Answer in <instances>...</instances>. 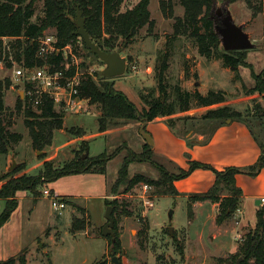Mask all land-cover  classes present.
I'll return each instance as SVG.
<instances>
[{"label": "rangeland", "instance_id": "rangeland-1", "mask_svg": "<svg viewBox=\"0 0 264 264\" xmlns=\"http://www.w3.org/2000/svg\"><path fill=\"white\" fill-rule=\"evenodd\" d=\"M138 1L124 0L121 12L131 9ZM160 1L149 0L148 10L155 22L152 33L149 34L144 27L138 31L133 43L124 47L121 57L126 60L125 74L112 81L113 89L125 94L138 112H142L147 109V102L161 95L158 74L164 55H167L163 86L166 103L173 102L174 114L169 118L159 117L146 126L144 133L150 135L154 142L152 162L131 164L128 178L144 175L155 180L159 176V165L176 175L179 170H188L191 162H197L217 172L235 168L245 176L244 190L261 191L260 184L254 179L262 178L257 177L259 169L256 165L259 155L264 153L260 148V145L264 147V119H260L258 111L264 107V93L254 91V76L259 75L264 81V0H234L233 3L214 0L212 14L215 26L221 27L217 14L226 8L233 22L243 27L254 46L246 53V66L239 67L236 73L226 68L221 60H207L199 56L191 40L185 37L170 39L174 20L163 17ZM260 7L262 10L258 12ZM33 9L31 21L40 23L44 18L43 0L35 2ZM173 16H183V8L178 1L173 3ZM55 34L52 28L45 30L38 44L47 37L56 43ZM168 37L171 42L166 46ZM25 42V39H0V81L11 82L3 99L6 111L12 113L9 131L22 137L19 144L13 146L12 152L19 166H25L14 177L41 175L45 161L54 168H61L77 156L86 160L88 156L95 157L103 152L111 155L123 143L136 153L141 151L145 142L138 121H119L100 134L98 107L89 104L86 99L82 100L78 112L63 113V129L54 130L51 143L35 151L24 125V115L28 107L36 117L40 115L32 102L37 94L32 90L31 97L28 96L24 79L14 74L21 66L18 57ZM66 47L63 52L64 66L78 71L80 76H89L97 84L104 64L84 48L79 38ZM219 49L225 52L221 46ZM208 91L222 92L225 97L222 105L210 110L226 107L229 113L238 112L239 119L245 122H237V118L219 120L226 123L223 125L205 119L209 109L200 108L195 100L188 101L187 98L184 99L189 110L183 112L185 105L176 99L177 92L205 95ZM162 100L165 101V97L162 96ZM17 101L22 102L21 111L15 110ZM55 112L62 111L55 108ZM31 120L42 121L37 118ZM238 126L246 130L247 137H235L234 128ZM196 134L202 136L201 143L196 141L199 139ZM83 142L88 145L86 158ZM236 146H240L241 150L234 149ZM125 155L126 150H121L108 162L102 174L67 176L51 184L41 178L37 188L39 195L35 198L29 191L19 192L18 213L0 236V260H7L26 250V264H113L111 254L120 264H219L220 260L226 264L237 263L244 236L254 228L256 210L262 206L256 205L255 200L244 201L231 218L218 223V205L209 201H190V196L207 192L214 183L213 171L206 168L195 169L187 177L176 181V197H157L152 187L142 183L127 191L125 186H119L113 193L111 188ZM10 156H0V178L6 173ZM253 169L256 174L250 175ZM45 189L69 199L65 209L53 210L51 199L42 194ZM225 194L221 193L220 197ZM104 197L119 206L111 213L114 220L112 232L118 245L111 244L110 237L102 235L107 209ZM144 199L153 201V207H146ZM76 204L86 209L87 225L83 231L71 233L73 218H81V214L73 210L72 205ZM3 208L4 202L0 200V213ZM170 211L171 220L168 216ZM168 228H172V235Z\"/></svg>", "mask_w": 264, "mask_h": 264}, {"label": "trees", "instance_id": "trees-1", "mask_svg": "<svg viewBox=\"0 0 264 264\" xmlns=\"http://www.w3.org/2000/svg\"><path fill=\"white\" fill-rule=\"evenodd\" d=\"M38 0H0V39L12 38L17 41L25 39V45L18 57L19 64L26 68L42 67L44 64L51 66V70H63V56L52 54L44 59L37 57L38 39L42 37L47 29H54L56 40L55 46L63 49L79 37L75 34L72 20L76 17L77 10L84 19V28L90 40L96 46L106 52H114L118 47L131 45L135 40L138 31L147 27V32L152 33L155 22L151 19L148 10L149 0H139L131 9L121 12L120 7L124 0H43L44 18L40 23L32 22L34 15V3ZM178 1L183 8L182 17L173 16V3ZM233 3L234 0H224ZM248 6L252 7L251 2L247 1ZM214 0H161L159 3L160 11L166 19H173V34L170 37L176 40L185 37L191 40L199 56L207 60H221L223 65L231 72L236 73L239 67L246 66L245 58L247 51H220L219 36L215 32L214 22L210 18ZM261 7L258 12H261ZM80 39V38H79ZM81 40V39H80ZM171 42V40H170ZM169 37L166 46H169ZM83 44V42L81 41ZM84 46V44H83ZM85 48V47H84ZM163 63L158 74V86L160 97L146 103L147 109L138 112L135 105L122 92L113 89L112 79L101 77L96 84L89 76H81L78 86V95L86 99L89 104L97 105L98 131L104 134L110 127L116 126L119 121L129 122L138 121L140 125L155 122L159 117L169 118L174 114L173 102L166 103V90L163 86V71L166 68L167 55H164ZM74 69H70L72 74ZM254 91L264 93V81L261 76H254ZM11 86L9 80L0 81V156L13 154V146L19 144L21 136L9 131L11 126V112H7L3 99L4 92ZM25 89L30 88V84H25ZM165 97V101L162 100ZM184 98L195 100L200 108L209 109L204 116L205 119L216 121L237 118V122H245L240 118V114L229 113L228 108L222 107L217 110H210L214 106L224 103V93L208 91L205 95L198 92L180 94L177 92L176 99L179 103L187 104ZM22 102L17 101L15 110L21 111ZM40 115L35 114L28 107L25 109L24 125L28 129L32 148L40 151L44 146H48L52 140L54 130L63 129V112H55L53 102L45 97H40V102L36 106ZM183 112L189 110V106L182 107ZM260 119H264V107L258 110ZM42 119L40 122H33L31 119ZM221 124H226L225 122ZM146 125L143 130H145ZM84 150H88L87 142H83ZM262 152L264 147L260 145ZM125 149L126 155L118 170L117 178L111 188L114 193L119 186H125L126 191L135 185L142 183L153 188V194L157 197H176L178 196L174 183L187 177L193 170L206 168L207 165L191 162L188 170H179L178 174L169 173L163 166H157L158 178L153 180L144 175H135L128 178V168L134 163L152 162L154 155L153 147L144 143L141 151L136 153L129 149L125 143L111 155L105 152L81 160L78 156L66 163L61 168H54L47 161L43 163L44 170L39 176H20L14 175L22 171L25 166H18L13 172L5 173L0 181V200L4 201V208L0 213V228L8 221L10 216L18 207L17 194L22 191H29L34 198L39 195L37 188L40 186L41 178L48 184L60 178L80 175V174H102L106 170L109 161ZM43 155L41 158L43 159ZM259 171L264 168V153L259 155L256 165ZM211 171H213L211 169ZM250 175H255V169L251 170ZM243 174L235 168H226L223 171H213L214 183L205 193L190 196V201L204 202L209 201L218 205V223L228 220L241 204L242 191L236 184V175ZM226 194L221 198V193ZM65 203L67 201L62 199ZM106 206H111L113 211L119 207L114 201L105 199ZM81 214V218H73L71 223V233L83 231L87 225V215L83 208L72 205ZM115 245H118L116 241ZM111 242V238H110ZM182 253L180 249V254ZM237 257L241 258L239 264H264V206L256 210V222L254 228L249 231L243 239ZM0 264H26V250H22L16 256L10 257ZM219 264H226L220 260ZM229 264H236L235 262Z\"/></svg>", "mask_w": 264, "mask_h": 264}, {"label": "built area", "instance_id": "built-area-1", "mask_svg": "<svg viewBox=\"0 0 264 264\" xmlns=\"http://www.w3.org/2000/svg\"><path fill=\"white\" fill-rule=\"evenodd\" d=\"M67 48V47H66ZM64 52L55 46V41L47 37L40 40L37 48V57L44 59L48 55H58ZM64 60V57H63ZM63 70H51V66L44 64L42 67L26 68L19 66V69L14 72L17 78H23V84H30L28 96L32 95V90H35L37 98L32 102L37 106L40 102V97L45 96L53 102L54 108L64 112L76 113L81 109L79 106L82 103V98L78 95V86L80 85L81 76L78 71L69 73L70 68L68 65L64 66ZM35 87H34V86ZM31 97V96H30ZM43 196L51 199V207L55 211L65 209V202L56 196H52L51 192L47 189L43 190ZM144 205L148 208L153 207V201L144 199ZM259 205L264 206V198H260Z\"/></svg>", "mask_w": 264, "mask_h": 264}, {"label": "water", "instance_id": "water-1", "mask_svg": "<svg viewBox=\"0 0 264 264\" xmlns=\"http://www.w3.org/2000/svg\"><path fill=\"white\" fill-rule=\"evenodd\" d=\"M214 6L212 7L213 11ZM211 11L210 18L214 22L215 32L219 36L220 46L223 48L225 52L228 51H248L253 49V44L251 43L249 36L244 32L242 26L236 25L226 8H222L218 11V16L221 19V27L215 26V21L213 19V14ZM74 28L76 29L75 34L81 39L84 44V47L87 51H89L92 55H94L99 61H101L105 68L101 71V77L105 79H115L117 77H121L125 74L126 70V60L121 57V52L124 49V46L115 52H106L100 50L96 44H94L85 28H84V19L81 17V13L77 10L75 20L73 21ZM146 124L141 125L142 128L140 130L142 134V138L146 144L153 147V141L150 135L144 133V126ZM147 126V125H146ZM10 162L6 173H10L15 170L19 164L15 161L14 155L10 154ZM88 156V150L85 152L84 158ZM259 203V201H258ZM113 208L111 206H107L105 213L106 224L102 230V235L104 237L109 236L111 238V244L115 243L114 233L112 232V228L114 225V220L112 218ZM169 219L172 218V211L168 214ZM168 232L172 235V228H168ZM111 261L113 264H120L117 258L113 255ZM241 258L237 261L236 264H239Z\"/></svg>", "mask_w": 264, "mask_h": 264}, {"label": "crops", "instance_id": "crops-1", "mask_svg": "<svg viewBox=\"0 0 264 264\" xmlns=\"http://www.w3.org/2000/svg\"><path fill=\"white\" fill-rule=\"evenodd\" d=\"M242 122V121H241ZM150 124H152V123H149L148 125H150ZM155 124V123H154ZM231 124V123H230ZM147 125V126H148ZM239 127V128H238ZM238 127H236V128H234L235 130H236V135H235V137H237V138H240V137H242V136H246L247 137V133H246V130L244 131V129L242 128V126H238ZM197 136H198V140H196V141H200V143H201V141L203 140V138H202V136L201 135H198V134H196ZM249 137L251 138V136L249 135ZM249 138V140H251ZM78 140H81V141H85V140H83V138L82 139H78ZM252 141V140H251ZM250 142V141H249ZM154 143V142H153ZM234 149H238V150H241V147L239 146H236ZM256 156H258V153L256 154ZM94 175V174H93ZM259 176H261L262 178H260L259 180H257V179H254L255 181H257V183H259L260 184V187H261V191H247V190H244L243 189V180L245 179V176L244 175H236V184H237V186L238 187H240L241 189H242V198H241V206L243 205V203H244V201H248V200H252V201H256L255 203H256V205H259V203H258V199H260V198H264V195H262V194H264L263 192H264V168L263 169H261L260 171H259V174H258V176L257 177H259ZM256 177V178H257ZM213 180H214V178H213ZM2 182L0 181V184H1ZM51 184V183H50ZM52 193H53V195L54 196H56V197H59V198H61V196H60V194L59 193H54L53 191H51ZM259 196V197H258ZM70 198V197H69ZM107 197H104V199H106ZM61 199H65V200H67V198H61ZM69 200V199H68ZM67 200V201H68ZM17 201H18V207H17V209L13 212V214L10 216V218L8 219V221L0 228V236H1V233H2V231L3 230H7L6 229V227H7V225L9 224V221H11V219L18 213V209H19V198L17 197ZM4 202V201H3ZM69 203V202H68ZM75 204V203H74ZM67 205V204H66ZM76 206H79L78 204H76ZM73 207V210H76L75 208H74V206H72ZM79 207H81V206H79ZM81 208H83V207H81ZM84 210H85V212H86V209L85 208H83ZM9 227H10V225L8 226V231L10 230L9 229ZM7 231V232H8ZM0 261H2V260H0ZM5 261V260H4Z\"/></svg>", "mask_w": 264, "mask_h": 264}]
</instances>
